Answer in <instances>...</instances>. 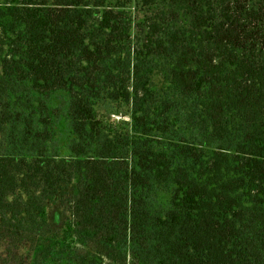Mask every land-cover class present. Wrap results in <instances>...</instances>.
Segmentation results:
<instances>
[{"label": "trees", "instance_id": "1", "mask_svg": "<svg viewBox=\"0 0 264 264\" xmlns=\"http://www.w3.org/2000/svg\"><path fill=\"white\" fill-rule=\"evenodd\" d=\"M129 258L264 264V0H0V264Z\"/></svg>", "mask_w": 264, "mask_h": 264}, {"label": "rangeland", "instance_id": "2", "mask_svg": "<svg viewBox=\"0 0 264 264\" xmlns=\"http://www.w3.org/2000/svg\"><path fill=\"white\" fill-rule=\"evenodd\" d=\"M138 16L141 17L142 14L138 13ZM156 81L159 84L158 87H161L163 83L160 77H157ZM98 113H99L98 115L99 119L103 121H108V122L115 121L116 123L119 122L123 124H129L130 122L129 116L126 114V111L124 110H121V112L118 114V113L109 111L107 108H105V109L99 110ZM71 192H73L72 189H71ZM49 211H50L51 224L53 225V227L60 229L62 227L63 222L65 221V218L68 216L66 202H59L56 205L50 206ZM128 264H138V263H134L133 260L129 258Z\"/></svg>", "mask_w": 264, "mask_h": 264}]
</instances>
